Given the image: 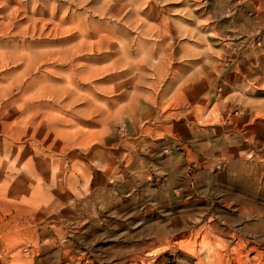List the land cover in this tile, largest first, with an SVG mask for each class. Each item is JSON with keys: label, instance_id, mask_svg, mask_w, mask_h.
<instances>
[{"label": "rangeland", "instance_id": "rangeland-1", "mask_svg": "<svg viewBox=\"0 0 264 264\" xmlns=\"http://www.w3.org/2000/svg\"><path fill=\"white\" fill-rule=\"evenodd\" d=\"M0 264H264V0H0Z\"/></svg>", "mask_w": 264, "mask_h": 264}]
</instances>
